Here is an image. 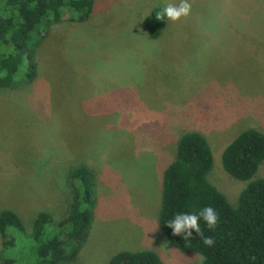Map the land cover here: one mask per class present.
<instances>
[{"label":"rangeland","instance_id":"obj_1","mask_svg":"<svg viewBox=\"0 0 264 264\" xmlns=\"http://www.w3.org/2000/svg\"><path fill=\"white\" fill-rule=\"evenodd\" d=\"M179 2L93 0L86 22L49 27L33 83L0 90V210L27 234L38 213L67 214L72 166L95 173L84 242L61 264L141 250L163 264L201 263L176 253L158 225L161 172L187 132L209 141L208 179L233 207L248 183L223 170L221 153L245 130L264 134V0H189L188 16L165 18L148 39L143 18Z\"/></svg>","mask_w":264,"mask_h":264},{"label":"trees","instance_id":"obj_2","mask_svg":"<svg viewBox=\"0 0 264 264\" xmlns=\"http://www.w3.org/2000/svg\"><path fill=\"white\" fill-rule=\"evenodd\" d=\"M162 9L155 8L143 18L148 39L162 34L165 19H156ZM92 10L93 0H0V90L33 83L37 50L49 27L64 21L84 23ZM263 161L264 134L254 129L241 132L223 149V170L248 182L233 207L208 179L212 150L206 137L190 131L179 138L174 160L161 172L158 212L159 228L176 253L199 254L200 264H264V179L252 180ZM67 173L70 207L62 220L40 212L27 234L15 212L0 210V264H30L32 259L61 264L76 258L92 218L96 178L84 164ZM206 207L218 214L213 229L202 217L199 220L204 235L215 240L212 247L205 246L194 231L191 240H184L167 226L176 214H199ZM107 264L163 263L156 253L141 250L118 252Z\"/></svg>","mask_w":264,"mask_h":264},{"label":"clouds","instance_id":"obj_3","mask_svg":"<svg viewBox=\"0 0 264 264\" xmlns=\"http://www.w3.org/2000/svg\"><path fill=\"white\" fill-rule=\"evenodd\" d=\"M191 3L189 0H180L179 4H167L162 11L156 13L157 20L176 22L182 17L189 15L191 11ZM203 218L209 229L215 228L218 221V214L212 207L204 208L199 214H176L174 218L168 221L167 226L172 229L173 235L181 236L184 240H191L193 231L199 236L203 244L212 247L215 240L211 236H205L201 230L199 220Z\"/></svg>","mask_w":264,"mask_h":264}]
</instances>
